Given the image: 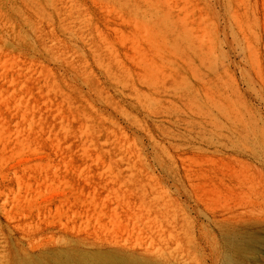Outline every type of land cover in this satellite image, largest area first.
Listing matches in <instances>:
<instances>
[{
	"label": "rangeland",
	"instance_id": "rangeland-1",
	"mask_svg": "<svg viewBox=\"0 0 264 264\" xmlns=\"http://www.w3.org/2000/svg\"><path fill=\"white\" fill-rule=\"evenodd\" d=\"M260 77L264 0H0V264H264L180 162L264 128Z\"/></svg>",
	"mask_w": 264,
	"mask_h": 264
},
{
	"label": "bare ground",
	"instance_id": "bare-ground-1",
	"mask_svg": "<svg viewBox=\"0 0 264 264\" xmlns=\"http://www.w3.org/2000/svg\"><path fill=\"white\" fill-rule=\"evenodd\" d=\"M260 83L264 86L261 77ZM255 97L260 98L264 108L262 97L257 94ZM238 117L242 118L240 114ZM209 134L214 137L207 141V150L192 147L186 151L191 155L184 157V152L180 159L194 197L204 206L214 200L223 203L220 211L207 213L208 220L223 234L234 232L239 227L261 228L264 226V128H233L231 135L235 139L230 136L224 138L217 128L210 129ZM208 243L207 254L201 242L197 240L196 244L203 255L214 258L216 247L211 241ZM235 248L236 255L242 254L238 247ZM154 260L157 263L153 264H182L176 259L156 257ZM109 264L128 262L120 259Z\"/></svg>",
	"mask_w": 264,
	"mask_h": 264
}]
</instances>
